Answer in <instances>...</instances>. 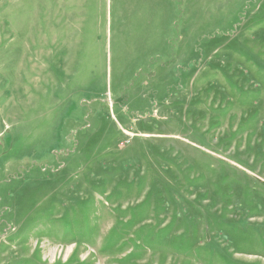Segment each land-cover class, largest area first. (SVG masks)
Wrapping results in <instances>:
<instances>
[{"label": "rangeland", "instance_id": "374dc122", "mask_svg": "<svg viewBox=\"0 0 264 264\" xmlns=\"http://www.w3.org/2000/svg\"><path fill=\"white\" fill-rule=\"evenodd\" d=\"M0 264H264V0H0Z\"/></svg>", "mask_w": 264, "mask_h": 264}]
</instances>
